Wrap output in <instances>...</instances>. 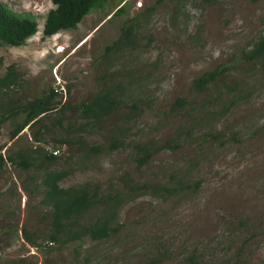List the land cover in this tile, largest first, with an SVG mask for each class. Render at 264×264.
I'll use <instances>...</instances> for the list:
<instances>
[{"label":"rangeland","instance_id":"rangeland-1","mask_svg":"<svg viewBox=\"0 0 264 264\" xmlns=\"http://www.w3.org/2000/svg\"><path fill=\"white\" fill-rule=\"evenodd\" d=\"M0 1L37 24L23 45L0 44V75L8 64L21 74L4 101L30 100L50 87L59 107L121 85L114 93L117 110L83 130L77 111L67 108L60 126L53 122L57 112L43 120L38 142L31 139L36 126L10 140V125L4 122L3 152L25 145L47 152L58 148L51 166L67 171L62 187L89 182L114 190L123 175L135 183L161 184L171 173L188 184L173 194L148 189L129 196L117 212L116 232L59 247L42 238L45 210L33 184L24 183L26 172L7 164L0 171V264H137L150 258L180 264L187 255L198 264L223 259L264 264V74L257 64L240 60V53L264 35V0H106L74 29L47 37L41 27L50 0ZM122 4L121 14L111 16ZM134 16L131 41L105 54L104 46ZM218 64L229 66L218 85L192 96L190 106H172L175 98L188 96L194 77ZM225 85L236 86L237 97L223 115H207L216 108L212 96L223 94ZM205 132L220 136L206 139ZM114 133L126 142L124 148H105ZM176 133V148L157 149L146 164L135 167L131 143L162 141ZM65 136H81L104 148L86 155L75 145L54 142ZM21 228L32 233L37 246L23 240Z\"/></svg>","mask_w":264,"mask_h":264},{"label":"trees","instance_id":"trees-1","mask_svg":"<svg viewBox=\"0 0 264 264\" xmlns=\"http://www.w3.org/2000/svg\"><path fill=\"white\" fill-rule=\"evenodd\" d=\"M50 1L52 8L46 12L41 27L43 37L51 36L58 31L74 29L84 15L94 8H101L106 2V0ZM153 7L154 5L149 6L147 11H152ZM122 10L123 4L118 6L111 16L121 14ZM136 20L137 16L129 18L119 27L118 37L104 46L105 54L114 52L131 41ZM36 29L37 24L32 16L15 13L0 1V44L13 47L21 46L27 38L36 32ZM240 60L257 64L259 71L264 74V35H258L248 49L240 53ZM228 70L229 66L218 64L197 75L189 83L188 96L175 98L172 106L176 108L190 106L192 96L205 94L208 89L218 85ZM20 76L21 74L15 69L14 64L5 66L4 72L0 75V125L8 121L10 128L7 133L10 140L17 139L24 128L29 129L36 126V129L31 133V139L38 142L40 130L43 128V120L49 117L52 112H57L58 116L54 118L53 122L60 126L64 109L77 111V117L80 119L78 127L83 130L89 124L109 117L118 108V101L114 95L116 90L121 89V85L118 83L96 90L86 102L77 104L66 102L59 107L55 100L56 93L50 87L30 100L4 101L2 96H6L8 89L17 85ZM238 92L236 86L225 85L223 94L218 92L212 96L211 103H215L216 108L208 112L207 115L226 113ZM131 108H134L133 104H131ZM185 132H188V129ZM177 136L178 133L174 138L162 141L148 139L144 142L131 143L130 148L134 154L135 167L139 168L146 164L157 149L176 148L177 144L173 142ZM219 136V133L205 132L203 134L204 138L212 140H216ZM54 142L75 145L77 150L86 155L97 154L104 148L100 145L85 143L81 136H76L74 139L65 136ZM125 146L126 142L117 138L114 133L107 138L105 148L118 150ZM2 148L4 147L0 146V151ZM57 159V156L47 152L39 145H25L9 152H3V154L0 153V171L8 163L26 172L24 183L33 184L39 196L37 203L45 210L42 220L45 221L46 228L42 233V238L46 244H57L59 247L73 242L80 245L85 238L90 241H100L116 232L118 230L115 221L117 212L129 196L133 197L140 191L148 189L154 193L173 194L188 187L181 177L173 173L169 175V180L161 184L156 182L135 183L127 175H123L119 178V189L114 190L103 191L98 184L89 182L62 187L59 183L67 175V171L52 168L51 165ZM85 215L87 218L82 221ZM20 233L27 244L33 247L37 246L32 238V233H29L25 228H21ZM20 261L16 260L14 264H19ZM157 263V259L150 258L137 264ZM180 264H198V262L192 255H187ZM214 264H235V262L223 259Z\"/></svg>","mask_w":264,"mask_h":264},{"label":"built area","instance_id":"built-area-1","mask_svg":"<svg viewBox=\"0 0 264 264\" xmlns=\"http://www.w3.org/2000/svg\"><path fill=\"white\" fill-rule=\"evenodd\" d=\"M52 155L57 156L59 154V149L58 148H54L52 150L49 151ZM1 154H3V150L0 151ZM8 164V163H7Z\"/></svg>","mask_w":264,"mask_h":264},{"label":"bare ground","instance_id":"bare-ground-1","mask_svg":"<svg viewBox=\"0 0 264 264\" xmlns=\"http://www.w3.org/2000/svg\"><path fill=\"white\" fill-rule=\"evenodd\" d=\"M61 50V48L59 49V51Z\"/></svg>","mask_w":264,"mask_h":264}]
</instances>
